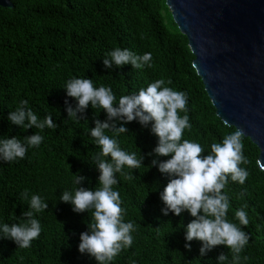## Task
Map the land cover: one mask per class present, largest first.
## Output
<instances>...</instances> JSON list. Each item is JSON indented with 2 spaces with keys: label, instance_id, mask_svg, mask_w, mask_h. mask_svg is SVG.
I'll return each mask as SVG.
<instances>
[{
  "label": "trees",
  "instance_id": "obj_1",
  "mask_svg": "<svg viewBox=\"0 0 264 264\" xmlns=\"http://www.w3.org/2000/svg\"><path fill=\"white\" fill-rule=\"evenodd\" d=\"M11 2L13 8L0 6V140H23L39 131H24L7 119L9 111H15L23 100L41 120L51 113L59 127L41 132L44 140L40 147L29 149L24 159L0 161V225L19 222L28 209V201L21 197L25 190L29 199L36 194L48 203V209L35 214L42 230L29 248H18L14 241L0 237V264H97L78 251L80 234L88 230L91 213L73 212L72 205L59 198L65 190L74 192L73 175L77 173L88 178L79 187H98L100 173L93 157L100 149L90 130L95 119H106V113L89 106L85 119H68L64 101L68 99L73 107L76 103L63 88L69 79L89 78L94 87H111L117 103L122 95L138 93L158 79L170 80L165 86L188 96L187 115L192 127L184 131L182 140L199 143L205 151L202 155L211 151L212 143H221L236 129L217 116L192 65L194 55L188 40L173 21L165 0ZM115 48L139 55L151 53L152 67L133 69L128 64L105 68L103 59ZM125 126L128 133L117 137L121 148L145 155L146 167H125L132 179L117 174L119 182L113 188L127 211L125 222H133L136 231L131 233V247L121 251L111 264H218L221 253L228 255L225 264H231V254L224 245L215 246L203 257L200 241L187 242L191 251L185 249L183 225L194 218L187 211L181 216L171 212L163 215L160 192L169 178L158 167H147L156 158L147 154L155 148L157 137L150 126L144 128L138 121ZM242 142L249 163L241 167L249 176L243 185L229 179L222 192L230 198L227 219L239 226L235 212L241 208L249 219L248 226H241L250 239L240 253L239 264H264V169L257 162L256 144L244 135Z\"/></svg>",
  "mask_w": 264,
  "mask_h": 264
},
{
  "label": "clouds",
  "instance_id": "obj_2",
  "mask_svg": "<svg viewBox=\"0 0 264 264\" xmlns=\"http://www.w3.org/2000/svg\"><path fill=\"white\" fill-rule=\"evenodd\" d=\"M151 61V53L139 55L127 48H115L106 53L103 65L111 69L131 64L133 69H143L145 66L151 68ZM166 84H171V81L158 79L146 88H140L138 93L122 95L118 103L111 87H94L89 78L69 79L63 87L67 97L76 101L74 107L68 99L64 101L68 119L77 122L85 119L84 114L89 106L106 113V119H95V127L90 130L94 144L100 149L93 157L100 173L98 187L95 190L79 187L88 178L77 173L73 175L76 185L74 192L65 190L59 198V201L70 203L73 212L91 213L88 230L80 234L78 251L94 258L97 264H111L121 251L133 244L131 233L136 231V226L133 222H125L127 211L122 208L120 193L113 186L119 182L117 174L125 179L133 178L125 173V167L132 170L146 167L143 164L145 155L126 152L117 138L121 133H128L125 125L138 121L144 128L150 126L151 133L157 137L155 148L147 154L156 158L147 167H158L159 172L169 178L160 192L164 204L161 209L163 215L171 212L181 216L187 211L194 218L186 226L183 225L185 249L191 251V244L187 242L200 241L202 246L199 252L203 257L215 246L224 245L231 254V264H239L240 253L250 239L241 226H248L249 219L244 208L235 212L239 226L227 219L230 198L222 190L229 179L243 185L249 176L246 168L241 167L249 163L243 155L244 133L237 129L225 135L221 143H212L211 151L202 155L205 151L199 143L182 140L184 131H190L192 127L187 115V93ZM27 104V100L21 101L15 111H9L7 119L24 131L31 128L39 131L24 136L23 140L16 137L0 140L2 162L24 159L29 149L40 147L44 140L41 132L46 128L59 127L53 122L51 113L41 120L31 108L26 107ZM106 132L113 135L109 136ZM108 157L110 160L105 159ZM159 157L170 158L161 161ZM21 197L28 201V209L22 212L18 223L0 225V237L14 241L18 248L26 249L41 234V224L35 214L48 209V203L36 194L29 199L27 190L21 193ZM217 260L218 264H225L228 255L221 253Z\"/></svg>",
  "mask_w": 264,
  "mask_h": 264
},
{
  "label": "water",
  "instance_id": "obj_3",
  "mask_svg": "<svg viewBox=\"0 0 264 264\" xmlns=\"http://www.w3.org/2000/svg\"><path fill=\"white\" fill-rule=\"evenodd\" d=\"M217 116L259 149L264 169V0H165ZM1 7L13 8L11 0Z\"/></svg>",
  "mask_w": 264,
  "mask_h": 264
}]
</instances>
